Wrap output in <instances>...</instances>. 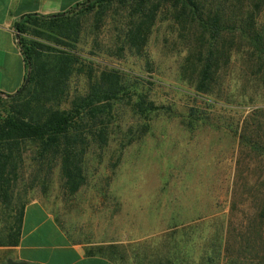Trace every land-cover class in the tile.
<instances>
[{"label":"rangeland","instance_id":"1","mask_svg":"<svg viewBox=\"0 0 264 264\" xmlns=\"http://www.w3.org/2000/svg\"><path fill=\"white\" fill-rule=\"evenodd\" d=\"M93 21L89 17L86 27L92 29ZM187 22L162 4L143 54L109 56L105 52L122 21L111 13L102 18L100 69L112 66L130 79L143 80L157 103L177 115L154 116L150 131L130 140L141 125L127 108L120 121L124 128H115L109 146L89 152L86 184L75 193L65 188L58 168L40 173L27 156L12 201L39 202L72 240L90 243L116 264H158L167 252L177 262L188 252V264H200L199 251L208 246H220L231 264H264V159L240 138L257 129L264 133V67L263 80L257 83L253 59L241 45L230 60H222L213 94L197 93L195 67L185 59L198 32ZM94 36L85 41L86 53ZM225 41L239 46L230 37ZM234 46L226 48L233 53ZM86 87V80L76 76L71 95ZM207 99L218 105H209ZM194 105L204 110L213 127L199 122L187 128L183 115ZM128 127H133L132 134ZM128 139L129 145L121 147ZM11 209L0 203V233L11 222Z\"/></svg>","mask_w":264,"mask_h":264},{"label":"trees","instance_id":"2","mask_svg":"<svg viewBox=\"0 0 264 264\" xmlns=\"http://www.w3.org/2000/svg\"><path fill=\"white\" fill-rule=\"evenodd\" d=\"M165 3L171 6L175 18L188 21L198 32L185 59L195 67L192 83L197 93L213 94V87L220 84L222 60H230L241 45L253 59L256 82L263 80L264 0H84L61 14L19 17L13 29L29 82L20 94L0 91V203L7 209L13 206L11 222L0 233V246H16L20 238L27 203L19 199L14 204L12 198L19 169L27 156L40 173L58 168L65 188L75 193L86 184L89 152L109 146L115 128H124L120 121L127 108L141 125L138 135L130 140L144 137L154 116L164 113L176 117L177 112L170 106L157 103L150 85H144L143 80L130 79L112 66L103 65L100 69L97 61L103 49L98 43L103 17L117 14L122 21L119 34L105 53L116 56L118 52L121 55L132 51L141 55L158 10ZM89 17H94L92 29L86 27ZM93 35L94 45L86 53L85 41ZM227 37L239 46L234 42L226 45ZM229 46H234L233 53L227 49ZM76 76L84 78L87 87L71 95L70 85ZM207 102L218 105L210 99ZM186 113L183 120L187 128L192 130L199 122L213 127L197 105L188 107ZM128 131L132 134L133 127H128ZM249 133L240 135L241 142L264 159V133L259 129L255 134ZM130 140L122 142L121 147L128 146ZM261 219L264 220V210ZM199 253L200 264H231L220 246H208ZM181 256L185 260L177 262L175 254L167 252L165 257H159L158 264H188L190 254L183 252Z\"/></svg>","mask_w":264,"mask_h":264},{"label":"crops","instance_id":"3","mask_svg":"<svg viewBox=\"0 0 264 264\" xmlns=\"http://www.w3.org/2000/svg\"><path fill=\"white\" fill-rule=\"evenodd\" d=\"M84 0H0V91L15 93L25 80V65L16 44L13 24L27 14H61ZM28 264H116L92 248L72 240L39 202L23 212L16 246H0V264L7 259Z\"/></svg>","mask_w":264,"mask_h":264},{"label":"water","instance_id":"4","mask_svg":"<svg viewBox=\"0 0 264 264\" xmlns=\"http://www.w3.org/2000/svg\"><path fill=\"white\" fill-rule=\"evenodd\" d=\"M28 82H29V75L27 74L23 84L21 85V87L14 94H20L25 89V87L28 84ZM5 264H28V263L23 262V261H20V262L14 261L13 259L9 258V259L6 260Z\"/></svg>","mask_w":264,"mask_h":264}]
</instances>
